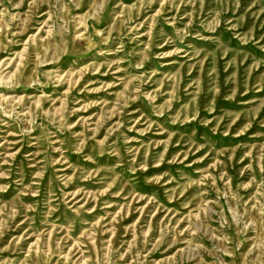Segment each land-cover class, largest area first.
<instances>
[{"label": "rangeland", "instance_id": "1", "mask_svg": "<svg viewBox=\"0 0 264 264\" xmlns=\"http://www.w3.org/2000/svg\"><path fill=\"white\" fill-rule=\"evenodd\" d=\"M0 264H264V0H0Z\"/></svg>", "mask_w": 264, "mask_h": 264}]
</instances>
